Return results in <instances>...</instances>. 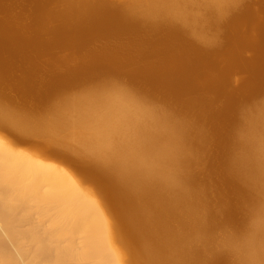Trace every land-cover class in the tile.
I'll list each match as a JSON object with an SVG mask.
<instances>
[{
  "label": "bare ground",
  "instance_id": "6f19581e",
  "mask_svg": "<svg viewBox=\"0 0 264 264\" xmlns=\"http://www.w3.org/2000/svg\"><path fill=\"white\" fill-rule=\"evenodd\" d=\"M61 1L0 18L1 75L20 67L17 88L43 101L79 88L37 119L0 88V264H264V0ZM216 131L229 154L207 192L190 169L212 166ZM8 133L63 150L41 158ZM218 216L245 233L216 239Z\"/></svg>",
  "mask_w": 264,
  "mask_h": 264
},
{
  "label": "rangeland",
  "instance_id": "374dc122",
  "mask_svg": "<svg viewBox=\"0 0 264 264\" xmlns=\"http://www.w3.org/2000/svg\"><path fill=\"white\" fill-rule=\"evenodd\" d=\"M48 0H8L6 3V7L5 9H3L2 11H0V18L2 16H5V12L4 10L10 9L9 13L5 16L8 17L9 15H21L25 18L24 15H28V14H32L35 13L37 15V9L36 6L38 3H45L46 6L48 7V9L50 11H54L57 12L58 10H60L63 7V2L61 0H50L49 3H46ZM248 3L251 2L253 8H257L259 6H261L263 0H244V3ZM11 17V16H10ZM26 19V18H25ZM22 21H24V19L22 18ZM59 21V19L55 16H53V18L51 19L50 24L53 25L54 23H57ZM29 25V24H27ZM212 31H215L214 29H212ZM47 36H49L47 34ZM105 42L103 40H98L97 43H94L95 46H99L104 44ZM256 51H254L253 49H247L244 51V58L245 59H251L255 54ZM20 61V60H19ZM249 73L248 71L244 70L242 72H236L235 74H233V79L235 81V86L236 88H239L240 85L243 83V81L248 77ZM24 74H23V70L19 67L16 68H12V70H10V72L7 75H1L0 74V88L3 90V93H5L6 95H8L9 97L13 98L15 104H20L22 111L25 114L24 115H28L32 118H40V117H49L53 115V107L55 105H60L63 102V98L64 97H68L71 96L72 93H77L78 89L77 86H68L67 84V88L66 91H58L57 93L53 94L52 96H50L49 98H47L46 100H42L41 97L39 98L38 96L40 95L38 92V88L37 91L33 92V91H26L23 88L18 89L16 86V82L18 80H23ZM49 77L48 73H43L40 72L39 74H37V78L38 80H40L43 82L42 79L47 80V78ZM244 78V79H243ZM118 84L116 85L117 87L120 88H127L129 89V92H132L135 95H140L142 96V98L146 99V92H138L135 88H131L132 86L125 83V82H120L119 80H113V82H117ZM240 81V82H239ZM95 84H90L87 83L85 86H82L80 88H82V90H87L89 87H93L97 84V81L94 80ZM70 85H75V84H70ZM82 85V84H81ZM89 85V86H88ZM38 87V84H37ZM141 87H144L145 90H148V86L147 85H142ZM81 90V91H82ZM259 96L256 97H252L251 101H254L255 99H257ZM260 99V98H258ZM218 106V105H217ZM229 123V119L227 120V122H225V128L223 131H226L228 134L230 133V126L227 128V124ZM228 136L224 135L222 132L220 131H216L214 133V138L216 139V141L213 142V144L210 146V151L207 149L205 150L204 153H208L209 155H212L215 153V156L212 159V166H208L206 167L205 163H201V164H197L194 169L191 168L190 171L192 172L193 175H195L198 178V182H199V186L201 188V190L203 191H207L209 192L210 190H212L214 188L215 185L218 184L219 182V177H220V173L224 174V172L220 169V166L218 164H215V162L219 161V157L221 155L225 156L226 154L228 155V151L225 152V150L223 149V146L229 141L230 139L227 138ZM232 137V136H231ZM8 141L16 144V146H18L21 149L26 150L27 152H30L38 157L41 158H54V155L52 153L54 152H62L63 148L60 145H48L47 141H44L43 139L36 137L35 135H26L24 137V140L21 142L19 141V139L16 137V135L12 134V133H8L6 134L5 137ZM232 140V138H231ZM50 150L54 151L51 152ZM71 156H74L73 154H71ZM58 160L61 161H65L61 158H59ZM56 160V161H58ZM60 162L61 164H63L66 167H69L72 171H75L77 176L85 181V185L92 190L97 196L98 198L102 201V203L106 206V208H108V206H110L107 198L104 196V194L101 191V188L98 186L97 183L93 182V181H88L87 180V175L85 172H83L81 169H78V167L73 164L71 165L69 162ZM213 168L218 170V172H214L212 169L210 170L209 168ZM219 167V169H218ZM210 178L212 179V182H210ZM203 181V182H202ZM204 183V184H203ZM217 183V184H215ZM215 184V185H214ZM222 194L218 195L216 198H211L210 200V204L212 208H216L217 204H218V197H222L223 201L227 200L226 194L224 190H221ZM219 193V190H218ZM204 208H207V203H204ZM202 209V207H201ZM243 215L241 214L240 217H242ZM221 217L223 216H218L215 220H214V230L212 231V235L213 237H215L216 239H221L223 238L226 234L228 235H237L234 234L237 231L242 232L244 231V228L246 227L244 225V221L238 225L235 222H232L233 224H228V223H224V221H221ZM224 218V217H223ZM225 219V218H224ZM237 220V218L235 219ZM245 233V231H244ZM216 242V241H215Z\"/></svg>",
  "mask_w": 264,
  "mask_h": 264
}]
</instances>
